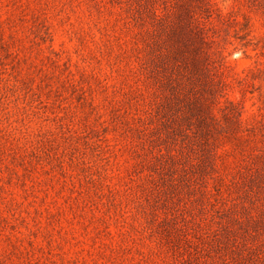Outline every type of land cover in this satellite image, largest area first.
<instances>
[{
	"label": "rangeland",
	"instance_id": "374dc122",
	"mask_svg": "<svg viewBox=\"0 0 264 264\" xmlns=\"http://www.w3.org/2000/svg\"><path fill=\"white\" fill-rule=\"evenodd\" d=\"M0 264H264V0H0Z\"/></svg>",
	"mask_w": 264,
	"mask_h": 264
}]
</instances>
